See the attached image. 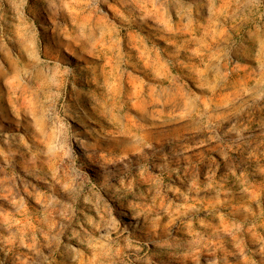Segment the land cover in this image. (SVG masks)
<instances>
[{
  "label": "rangeland",
  "instance_id": "obj_1",
  "mask_svg": "<svg viewBox=\"0 0 264 264\" xmlns=\"http://www.w3.org/2000/svg\"><path fill=\"white\" fill-rule=\"evenodd\" d=\"M0 264H264V0H0Z\"/></svg>",
  "mask_w": 264,
  "mask_h": 264
}]
</instances>
